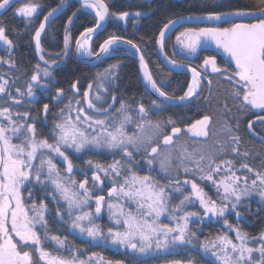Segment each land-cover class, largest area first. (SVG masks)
Here are the masks:
<instances>
[{
	"label": "snow or ice",
	"instance_id": "obj_1",
	"mask_svg": "<svg viewBox=\"0 0 264 264\" xmlns=\"http://www.w3.org/2000/svg\"><path fill=\"white\" fill-rule=\"evenodd\" d=\"M16 2L0 0V10H7ZM83 6L95 11L96 28L109 15L104 0H83ZM38 7L37 3L28 0L15 9V14L31 20ZM57 10L49 11L34 33L35 49L39 53H43L41 34L46 29V22ZM111 15L124 20L130 13ZM134 15L139 17L142 13ZM247 17L256 22L231 23L230 27H188L176 37L181 52L190 57L196 55L198 49L208 50L206 46L215 45V50H221L228 58V65H234L231 72L222 69L217 64L216 54L206 56L199 70L169 59V64L187 68L192 74L191 83L182 96H172L164 91L165 81L153 79L141 55L144 80L151 91L162 98L160 102L152 100L147 107L138 102L133 108L127 100L118 99L116 95L111 96V103L107 102L110 89L119 87L116 81L120 65L114 64L96 73L94 82L89 83L82 93L83 99H69L49 126L48 103L43 104L42 118L33 115L31 110L21 112L18 109L26 103L37 102L34 89L50 90V85L55 82L50 66L37 64L23 88L17 86L15 79L10 80L9 74L0 72V264H122V261L106 260L99 252L85 254L86 249L75 246L67 236L51 234L49 221L57 225L56 231L62 230L61 225L66 227L69 234L82 238L89 248H123L125 255L130 257L129 264H152L153 261L155 264H181L180 260L167 259L180 252L185 254L188 264H194L193 253L200 255L206 264H264V229L258 236H250L239 227L240 221L246 219L241 211L248 208L246 201L255 195L264 202V171L255 170L247 163L237 168L233 160L217 162L212 154L188 152L186 148L180 150L179 157H174L172 152L163 153L159 145L151 146L161 135L162 124L172 125L171 133L163 135L165 146L172 145L173 137L182 130L175 126L171 117L155 123L148 119L150 111L163 110L168 106L167 102H185L198 97L201 82L209 74H219L233 83L232 95L239 101L238 112L244 109L264 112V0H255L252 7L245 6L232 12H210L206 16H180L169 20L159 33V43L163 48L166 30L185 20L215 21L219 25L230 23L234 18ZM68 23H72V17ZM6 30V26L0 23V42L10 56L14 44ZM94 31V28H88L81 33L82 39L76 40L77 50L89 57L94 53L87 42ZM119 40L120 37L116 36L105 40L100 53H109L111 46ZM126 43L140 52L131 40ZM69 44L70 35L66 29L65 55ZM95 55L100 58L99 53ZM40 60L48 65L44 55H40ZM0 64L18 70L12 59L0 57ZM78 83H72L68 89L73 97L81 95ZM208 84L211 85V80ZM64 98L63 88H57L55 95L50 97L57 103ZM98 104L106 106L97 107ZM224 107L227 109L226 104ZM132 113L139 123L133 120ZM260 122L264 123V117ZM38 124L41 128H49L47 138L43 131H38ZM130 124L136 129L131 134L127 130ZM209 124L210 117L204 115L192 123L187 132L207 137ZM252 127L250 122L248 128L251 130ZM229 139L235 144L240 142L239 136H230ZM141 150L150 157L146 161L149 172L155 170L152 167L155 160L162 178L168 181L166 184L151 175L138 174L136 168L141 164L135 157ZM86 152H107L114 158L106 165L88 159L81 168L66 154L79 158ZM232 153L242 157L249 155L248 152L240 153L235 146ZM116 156L120 159H115ZM56 161L65 165L63 170ZM261 168L264 169V162ZM240 169L253 174L254 178L249 180L247 175H237ZM181 170L184 174H199L201 181L211 182L218 199L209 196L195 180H181ZM87 171L92 172L90 178ZM74 172H79L84 179L77 181ZM222 172L220 179H214ZM105 181L110 184L107 199L105 195L95 194L104 191ZM189 187L190 190L186 191ZM36 192L42 197L39 202L35 198ZM176 197L182 198L174 204L172 201ZM197 204L200 211L187 210L188 206ZM104 209L109 220L114 222V226L107 227L106 231L96 223ZM227 215H234L236 223H229ZM162 217L170 223L162 222ZM221 221L222 233L199 239L198 233L203 232L201 225ZM190 225H195V229ZM230 233H234V237ZM250 242L258 246H250ZM52 245L55 247L49 251Z\"/></svg>",
	"mask_w": 264,
	"mask_h": 264
},
{
	"label": "flooded vegetation",
	"instance_id": "obj_2",
	"mask_svg": "<svg viewBox=\"0 0 264 264\" xmlns=\"http://www.w3.org/2000/svg\"><path fill=\"white\" fill-rule=\"evenodd\" d=\"M58 1H59L58 6L55 7L56 9H58L57 12L53 15V18L48 23L45 31L41 34V47L43 49V53H39L36 51L33 37L43 17L46 14H48V12L51 11L54 7L48 9L47 11H39V7H38L37 13L34 14L31 20H26L28 18L15 14V9L19 8V5H22L23 3L28 2V0H26V2L24 0L18 3H15L11 8L5 10L2 14H0V23L6 26V29H7L6 35L8 36L9 39L13 41V44H14V47L11 51V55L9 56L6 46L3 45L2 42H0V57H3L4 59L14 60L17 65V69H18V70L10 69L8 65L0 64V72L9 74L8 78L10 80L15 79L17 86L21 88L25 86L24 82L30 79L31 75L34 72L35 66L37 64H40L41 67L50 66V71L52 72V75L55 77V82L50 85L49 91H42L41 89H34V91L36 92V97H37L36 103L34 104L26 103L25 105H23L21 108L18 109L21 112L24 110H31L33 115H38L39 117L42 118L44 115L43 104L48 103L49 109H50V111L47 114L49 126L51 125L52 120L54 119L56 114L60 111V109L64 108L65 105L68 103L69 99H73V100H75L76 98L83 99L82 93L85 90H87L88 84L94 80L95 74L99 72L101 64L108 63L109 60L115 57H129V56L122 54V52L123 53L127 52L125 49L121 47L111 48L110 52L114 49V51H117V53L120 52V54L112 56V54H109L110 52L107 53V55L103 57L101 60H99V62H97L96 65H93L95 69L94 74L92 71V74L90 76L91 80L85 83L84 69L82 67L83 62L78 60L74 56V48L76 45V40L78 39L79 35L85 29H88L94 26L97 19L95 15H93L92 13L88 11H85L93 18V24L87 28H83L84 23L82 22V19L80 18L82 17L80 16L81 11H65L71 2L78 4L81 10H82V6L74 0H63V3H65V6L60 7L61 0H58ZM8 11L13 16V19H11V22L10 20L8 22L7 20L2 18V15ZM112 11L109 8L110 15ZM227 11H233V10H227ZM227 11H221V12H227ZM73 13H75V16H73ZM69 17H72L71 24L68 23ZM239 22L251 23V22H256V21L254 18H247V19H235V20H231L230 23H221L219 25L217 24H201V25L195 24V25L181 26V28H178L177 30H175L173 34H170L166 38L164 42V51L167 54V56H169L171 59H174L177 62L188 64L191 67H197L198 70L203 63V59L206 56L216 54L218 66L221 67L222 69L226 68L228 69L229 72H231L232 69L234 68V65L232 66L228 65L227 63L228 58L222 53V51L215 50L210 45H208L206 46L208 50L198 49L197 54L190 57L187 54L181 52L180 45L177 43L176 37L181 32H183L185 28H188V27H208V26L230 27L231 23H239ZM138 26L139 25L127 24V27L125 26L124 28L123 27L117 28L118 30L113 29L114 30L113 32L126 36L128 40H131L139 48L140 47L144 48L146 45V42L140 39H137V36L134 32L135 31L134 29ZM146 26L147 25H144V27ZM66 29H67V34L70 35V44L67 49V55H65V46H64V38L66 35ZM104 29L97 32L94 36H92L88 40L87 42L88 47H90L91 51L92 49L98 47L100 42H98L99 40L98 39L96 40V38L98 34L104 31ZM48 31H53L52 39H50V36L48 37V39L46 38ZM213 50H215V52ZM141 52L143 54L144 51H141ZM40 55H44L45 60L48 61V65H45L44 62L40 60ZM53 61H56V63L53 64L52 63ZM73 68H75V73H72ZM209 72H210V69H209ZM175 73L183 75V76L181 75V77L175 76L174 78V86L176 90L178 91L177 93L182 95L186 91L187 86L190 83V76L182 72H175ZM217 76L220 79L221 78L224 79V80L222 79L223 84H222V88L220 89L222 96L224 97V101L222 102L223 104L221 107L222 111L220 110V112H222L221 115H222V120L224 122L223 127L225 128L224 137L229 139L230 136H239L240 142L239 144L234 143V146L235 147L238 146L241 149L242 153L248 152L249 147H252V148L254 147V149H260L264 151V140L261 139L262 137H264V123L260 122V118L264 117V112H261L258 109L251 110V111L244 109L242 112H238L237 106L239 105V101L237 100L235 102L233 100H230V97H229L232 95L233 85H231L230 81L220 76L219 74L207 75L206 78L201 82L199 96L192 99L190 102L184 105L185 107H188V108L197 109L198 115L194 119H187L182 124L179 123V125H175L177 127H180L182 131L178 136L173 137V142L175 141L176 138L184 137V136L186 139L188 138L191 140H207L209 138V135H210L209 127L212 123L211 121L212 119L210 115H208L207 113H204V111H201V110L203 109L207 101L205 97L209 96L212 90L217 88V85H213L214 77H217ZM183 80L185 81L184 84H183L184 82ZM208 80H211L210 86L208 84ZM77 81H79L77 86L80 89L81 95L79 97H73L72 93L68 91V89L70 88V85L72 83L77 82ZM42 82H45V81H42ZM126 83L127 85L131 87V89L130 87L128 88L127 86L124 87V89H121L120 87L114 88L115 94L122 93L125 96H129L130 99H127V100H130V101L134 99L130 103L133 107L134 106L136 107L138 102L144 104L146 101H144L145 99L141 98V95H140V99L132 98L133 96L131 95L138 92V90H136L137 89L136 87L131 86L127 81ZM57 88H63L65 90V98L61 100L59 103L50 99L51 96L55 95ZM13 92H14V89H13ZM201 95H204V100L196 104V100L199 97L201 98ZM225 104L227 105V109H225L224 107ZM204 115H208L210 117V124L206 128V131L209 133V135L207 136L208 138L204 136L197 137V136H194L192 133L187 132L188 127H190V125L194 123L196 120L202 119ZM237 120L239 121V127H237ZM250 122L253 124V127L251 130L248 128V124ZM171 128L168 129L163 135L170 134ZM229 128H231V131L228 130ZM38 131H43L45 134V138H47V133L49 131V128L47 127L41 128L40 125L38 124ZM163 135L159 138L158 142L152 146H157V145H159V147L165 146L162 143ZM66 154L69 155V158L73 160V163L75 165H79L81 168H83V164H82L83 156H80L79 157L80 159H79L77 158L76 155H73L71 153H66ZM56 162L58 164V167L61 168V170H63L65 165L59 163V161H56ZM73 175L77 181L84 179V176L80 175L79 172H74ZM87 175L89 176L88 172H87ZM89 186H91L90 181H89ZM196 207L200 211L198 204L196 205ZM247 218L249 222L251 221L253 223V226H251L250 223L247 226L244 225L242 227L239 225V227L245 232L251 233L250 228L256 229L254 232L251 233V234L256 235L260 233L262 229H264V224L262 226H256L255 228H253L258 219L259 220L262 219L264 223V216H261V217L257 216L255 217V219H253V217L252 218L247 217ZM227 219L230 221V223L234 224L235 220L233 221L232 216L227 215ZM103 222H104L103 219L101 221L97 220L98 224L102 223L100 224L101 226L106 223V222L105 223ZM220 223L210 222V223L203 224L201 227L203 229V232L198 233L199 237L210 238L211 236H213V233L218 232V230L220 231V226H221ZM48 250L51 251L52 249L49 248ZM64 254L67 255L66 253ZM193 256L195 257L194 264H206V262L202 259L200 255L193 253ZM112 260H114V262L122 261V264H129L130 257L125 255V251H124V253H118L117 256L116 255L113 256ZM174 260H180L181 264H188L187 260L185 259V254L182 252L174 254Z\"/></svg>",
	"mask_w": 264,
	"mask_h": 264
},
{
	"label": "rangeland",
	"instance_id": "obj_3",
	"mask_svg": "<svg viewBox=\"0 0 264 264\" xmlns=\"http://www.w3.org/2000/svg\"><path fill=\"white\" fill-rule=\"evenodd\" d=\"M142 1L143 2H148L149 0H142ZM173 1H176V0H173ZM25 2H26V0H25ZM32 2L33 3H37L39 5V11H45V9L42 7V5L39 2H37L36 0H32ZM104 2L109 6L111 11L114 9V11H112V13L119 14L121 12H125V9L127 7L126 4L128 5L129 0H104ZM22 5H19V7H21ZM121 7H124V8L120 12V10L118 11L117 9H120ZM82 11H86V10L82 7ZM126 11L129 12L130 15L124 20H121V19H119L117 17H114V16L110 15L108 24L113 26L114 30L117 29V28H122V27L124 28L125 26L127 27V24L138 25L139 18L147 13L145 11H140V10H126ZM136 12H140V13H142V15L139 16V17L134 15V13H136ZM204 14H207V13H204ZM26 20H29V18L26 19ZM210 24H217V23H210ZM183 26H185V25H183ZM179 28H181V26ZM52 35H53V31H48L47 35H46V38L48 39V37L50 36V39H52L53 38ZM163 49H164V45H163ZM154 50H155V46H154ZM109 54H112V56H113V55L120 54V52L117 53V51H114V49H113ZM122 54H124V53L122 52ZM109 65H114V64H111V62H108V63H105V64H101L99 72H102L104 69L108 68ZM151 69L154 71V70H158L159 67L155 66V65H152ZM94 70H93V74H94ZM152 76H153V78L155 77L154 73H153ZM154 79L157 80V81H161V80L165 81V85L167 83V79L162 78V77H158V79H156V78H154ZM222 79L223 78L220 79L218 76L214 77L215 84L216 85L218 84V86L216 88V89H218L217 92L220 93V95H221L220 101H217V102H214V103L213 102L209 103L210 102V97H211V94H210L209 99L206 101L205 106L201 110V111H204V113H207L208 115H210V117L212 119L211 120L212 123H211V125L209 127V129H210L209 138L207 137L208 138L207 140H191V139H188V138L186 139L185 136L184 137H178V138L175 139V141L173 142L172 145L159 147L160 151L163 152V153L172 152L174 157H179L180 150L182 148H186L188 152L197 151L198 153H202L204 155L212 154V155H214L216 157L217 162H219L221 160H233L237 168H239V166L241 164L247 163L248 165H250L255 170L264 171V169L261 168V163L264 162V151L263 150L254 149V147L253 148L249 147V150H248L249 155L247 157L238 156V155L232 153V148L234 147V142L224 137L225 128L223 127L224 126V122L222 120V115H221L222 112H220L222 104H223L222 102L224 101V97L222 96V93H221V90H220L222 88V84H223ZM92 82H94V80ZM116 84H118L117 81H116ZM231 85H233L232 82H231ZM112 95H116L118 97V99H119V96H120V98L122 97V94H120V95L117 94V93L115 94L114 88H112V89H110V91L108 93V101H107L108 103H111V96ZM125 97L123 98L124 100L130 99L129 96H125ZM231 98H230V100L234 101L235 98H232V99ZM198 99L196 100V104L200 103V102H202L204 100V95H201V98L199 100ZM127 101L129 103H131L130 100H127ZM150 104H151V102L149 104H147V103L145 104L144 103V105L146 107L149 106ZM102 106H106V104L105 105H100V104L97 105V107H102ZM116 106L118 107V104ZM133 108H136V107L134 106ZM160 111H150L148 119H151L154 123L155 122L164 121L162 119V117L158 115L160 113ZM130 112H131V109H130ZM90 114H92V113H90ZM132 114H133V120L136 123H139V120L135 116V114L134 113H132ZM171 127H172V125L162 124V133H161V135L159 137H157L153 141L152 145L156 144L158 142L159 138L168 129H170ZM127 130L131 134L133 131L136 130L135 129V125L134 124L128 125L127 126ZM236 147L239 148L238 146H236ZM149 149H150V147H149ZM149 149H148V151L150 152ZM239 151H240V153H242L240 148H239ZM80 156H83V160H82L83 168L85 166V162L88 159H92L93 161H96V162H99L101 164H105L106 165L108 163H111V161L114 158L112 155L108 154L107 152H101L99 154L94 153V152H86V153H84V154H82ZM135 158L137 160H139L140 164H141V167H139V168H136V166L133 165V167L136 168L138 174H140V175H151L153 178H155L161 184H166L168 182L167 180L162 178V174L160 173V170H159V164L155 160H154L153 165H152V167L155 170L152 171V172H149V166L147 165L146 161L150 157L143 150H141V152L139 154H137ZM115 159H120V156H116ZM87 172L89 173L88 177H91L92 172L91 171H87ZM221 175H223V172L221 174H219V175L214 176V179H217V180L220 179ZM237 175H241L242 177L244 175H247L249 180L254 178V175L247 173L245 169H240L237 172ZM179 178L181 180H184V179L195 180L198 184H200L201 187L204 188V191L209 196H211L213 199H218L217 193H216V189L212 185V183L208 182V181H201L199 179V174H196V175L184 174L183 171L181 170ZM89 181L91 182L90 179H89ZM89 187H91V186H89ZM108 187H110V184L108 183V181H105V184L103 185L104 191H102V192L101 191H97L95 194L96 195H105L106 196ZM188 190H190V187L188 189H186V191H188ZM35 198H36L37 202H39V200L42 199V197L40 196V194L38 192H36ZM180 198H182V197L174 198L172 203H174V204L175 203H179V199ZM106 199H107V196H106ZM246 203L248 205V208L241 209L243 214L246 216V219L245 220H241V222L239 223V225L241 227L244 226V225L247 226L249 223L251 224V226H253V223L251 221L249 222L247 217H251V218L253 217V219H255V217H257V216H259V217L264 216V202H261L260 198L258 196H255V195L252 196L251 198H249L246 201ZM49 207L52 208L53 206L50 204ZM93 207H94V205H93ZM187 210L188 211H199L197 209L196 205L195 206H191V205L188 206ZM52 214H53V216L55 215L54 210H53ZM230 216H232L233 221L235 220L234 221V224H235L236 223L235 216L234 215H230ZM102 219L104 221L103 223L106 222L104 225H102V227L104 228L105 231L107 230V227L114 226V222L110 221L109 218H108V213H107L106 209L102 210L101 218L98 219V220L101 221ZM161 220H162V222L170 223L164 217H162ZM96 223H97V221H96ZM229 223H230V221H229ZM99 224H102V223H99ZM220 225H222V221H221ZM190 226L193 229H195V227H196L195 225H190ZM49 227H50V230H51V234L60 235L61 237L67 236L68 240L71 241L75 246L79 247L82 250L86 249V253L85 254H90L91 252H99L105 257L106 260H111V261L114 262V260H112V257L117 255L118 253H124V251H125L123 248H118V247H115V246H109L108 248H95V247L94 248H89V247H87V245L85 244V242H84V240L82 238H79L77 236H73V235L69 234L67 228L64 227L63 225L60 226L61 229H62L61 231H56L57 225L55 223H53L52 221H49ZM200 227H202V225ZM223 231H224V229L220 226V231L218 230V232L213 233V236H215L217 234H220ZM249 234H250V236H258L259 233L256 234V235L255 234H251V233H249ZM230 235L234 237L235 234L234 233H230ZM199 239L200 240H204L205 238L199 237ZM250 246H258V245H252L251 242H250ZM53 247H55V245H52L50 248L52 249ZM167 259L174 260V255L173 256H169ZM41 264H42V262H41ZM152 264H155V262L153 261Z\"/></svg>",
	"mask_w": 264,
	"mask_h": 264
},
{
	"label": "trees",
	"instance_id": "obj_4",
	"mask_svg": "<svg viewBox=\"0 0 264 264\" xmlns=\"http://www.w3.org/2000/svg\"><path fill=\"white\" fill-rule=\"evenodd\" d=\"M39 2L42 7L46 10L50 8H55L58 6V0H36ZM255 3V0H149L148 2H143L142 0H129L128 5L126 4V10H140L147 12L142 17L139 18L138 27H136L134 30L137 39H140L142 41L146 42V50L143 52L145 59L147 60V63L149 65V69L153 75H155L154 78L158 79V77H162L167 79V83L165 88L163 89L166 91L169 95L172 96H179L180 94L177 93L174 86V78L175 76L181 77L182 74L175 73L167 68H165L160 62L158 61L155 50H154V43L157 36L158 31L160 28L167 23L169 20H171L174 17L184 15V14H204V13H210V12H221V11H227V10H237V9H243L245 6L252 7ZM124 7H121L120 9H117L120 12L123 10ZM111 10V9H110ZM149 10V11H148ZM65 11H81L80 17L82 19V22L84 23L83 28H87L93 24V18L86 13L85 11H82L79 8V5L71 2L70 5L66 8ZM114 11V9H113ZM2 18L11 22V19H13V16L8 12H5L2 15ZM90 19V20H89ZM144 25H147L144 27ZM113 26L107 25L103 32L97 35L96 40L98 39V42H101L109 35L113 34ZM97 42V41H96ZM108 61V60H107ZM111 64H119V71L118 76L119 79L117 80V83L121 89H124V87H130L127 85L126 81L133 87H136L138 92L135 94H132V98L140 99V95L142 99H145V104H149L153 99L147 96L143 89L140 86V82L137 77V68L136 63L134 60L130 57H116L111 60H109ZM152 65L158 66V70H152ZM84 69V79L85 83L90 81V76L92 74L91 69L92 67L83 64L82 65ZM75 73V68H73V72ZM183 76V75H182ZM184 81V80H183ZM185 81L183 82V84ZM131 89V87H130ZM218 89H214L211 92L210 102L214 103L217 101H220L221 95L217 92ZM122 94V93H120ZM119 94V95H120ZM118 95V96H119ZM125 95L122 94L121 98H124ZM120 98V96H119ZM126 98V97H125ZM134 100V99H133ZM131 100V101H133ZM162 117L164 121H167L169 117H171L175 121V125L182 124L187 119H194L198 115L197 109L188 108L185 106H167L163 110L160 111L158 114ZM263 220L258 219L255 223L254 227L256 226H262ZM250 228V232H254L256 229ZM117 256V255H116Z\"/></svg>",
	"mask_w": 264,
	"mask_h": 264
},
{
	"label": "water",
	"instance_id": "obj_5",
	"mask_svg": "<svg viewBox=\"0 0 264 264\" xmlns=\"http://www.w3.org/2000/svg\"><path fill=\"white\" fill-rule=\"evenodd\" d=\"M21 1H24V0H17L16 3L18 2H21ZM76 2H78L86 11L92 13L93 15H95V11L91 10V9H86L84 6H83V0H74ZM105 3V2H104ZM106 4V3H105ZM65 6V3L60 4V7H64ZM5 10H0V14H2ZM228 12V11H227ZM227 12H221V13H227ZM110 13V12H109ZM208 14V13H207ZM207 14H184V15H180V16H184V17H189V16H193V17H197V16H206ZM47 15V14H46ZM45 15V16H46ZM180 16H177V17H174L172 18L171 20H176L178 17ZM96 17V15H95ZM53 17L50 18L49 22L51 21ZM247 18H252V17H247ZM247 18H234L232 20H235V19H247ZM97 19V18H96ZM109 21V15L105 18L104 21L100 22L101 23V26L99 28H96V23L94 26L90 27V28H94L95 31L93 33L90 34V38L92 36H94L97 32L103 30L105 28V26L107 25ZM41 22H44V17L42 19ZM49 22H46V27L48 25ZM169 22V21H168ZM167 22V23H168ZM165 23V24H167ZM210 23H217L215 21H207V20H203V21H183V22H180L178 24H176L174 27L170 26L168 30H166V34H165V38H164V41H163V45H164V42L166 40V38L170 35V33H172L174 30H176L177 28H179L180 26H183V25H195V24H210ZM164 24V25H165ZM40 25V24H39ZM164 25L162 26V28L160 29L163 30L164 29ZM39 28V26L37 27V29ZM36 29V30H37ZM86 31V29L82 32L84 33ZM160 31L158 32V35L156 36V39H155V54H156V57L158 59V61L167 69L173 71V72H182V73H186L190 76L191 80H192V74L190 71H188L187 68H184V67H174L173 65L169 64L168 63V60L171 59L170 57L167 56V54L165 53L164 49L161 48V44L159 43V33ZM78 39H82L81 38V34L79 35ZM109 39V38H108ZM107 40V39H106ZM33 41H34V38H33ZM126 39H123V38H120V40L115 43L114 45L111 46V48L113 47H116V46H119L123 49H125L127 52L124 53L123 55H126V56H129V57H132L134 60H135V63H136V66H137V72H138V77H139V81H140V84L144 90V92L149 96L151 97L152 99L154 100H157L158 102H160L162 100V98L158 97V94H156L155 92H152L150 87L146 84V81L144 80V77H143V71L141 69V65H140V56L142 55L141 54V51L138 53L136 51L135 48H133L130 44L126 43ZM104 43V42H103ZM102 43V44H103ZM133 43V42H132ZM34 44H35V41H34ZM134 44V43H133ZM87 46H88V43H87ZM212 48L215 49V45H210ZM218 51H221V50H218ZM97 53L100 54V58H103L105 57L107 54L105 53H100V48L99 50L97 51ZM75 55L76 57L81 60L82 62L84 63H87V64H94L96 61H98L99 59L97 58V56L94 54L92 55L91 57L85 55V54H82L81 51H78L77 50V45H75ZM166 56H167V59H166ZM146 62V61H145ZM147 63V62H146ZM178 64H181V63H178ZM184 65V64H182ZM190 67V66H189ZM149 69V67H148ZM150 71V70H149ZM191 83V81H190ZM184 94V93H183ZM182 94V95H183ZM180 95V96H182ZM176 97H179V96H176ZM189 101H185V102H181L179 100H175V101H170V102H167L168 103V106H184L188 103ZM200 209V208H199Z\"/></svg>",
	"mask_w": 264,
	"mask_h": 264
},
{
	"label": "bare ground",
	"instance_id": "obj_6",
	"mask_svg": "<svg viewBox=\"0 0 264 264\" xmlns=\"http://www.w3.org/2000/svg\"><path fill=\"white\" fill-rule=\"evenodd\" d=\"M86 8V7H85ZM87 9V8H86ZM88 9H91V8H88ZM91 10H93V9H91ZM94 11V10H93ZM233 11H235V10H233ZM228 12H232V11H228ZM219 13H221V12H219ZM109 16H110V13H109ZM162 28V27H161ZM160 28V29H161ZM160 31V30H159ZM158 31V32H159ZM175 32V30L172 32V33H170V34H173ZM157 35H158V33H157ZM112 36H116V37H120V38H123V39H126V40H128V38L126 37V36H124V35H122V34H119V33H113V34H111V35H109L108 37H106L104 40H102L100 43H99V45H98V47L97 48H94V49H92V52L94 53V54H96L97 53V51L99 50V48H100V46L102 45V43L106 40V39H108V38H110V37H112ZM116 47H119V46H116ZM140 49V51H145L146 50V48L144 47V48H139ZM141 54H142V52H141ZM143 55V54H142ZM74 56L76 57V55H75V48H74ZM144 56V55H143ZM169 57V56H168ZM77 58V57H76ZM78 59V58H77ZM102 58H100L99 60H101ZM144 59H145V57H144ZM79 60V59H78ZM99 60L98 61H96L94 64H87V63H84L83 62V64H86V65H88V66H90V67H92L93 69H91V72L94 70V67H93V65H96L97 64V62H99ZM81 61V60H80ZM145 61L147 62V60L145 59ZM178 63H181V62H178ZM148 64V63H147ZM181 64H184V63H181ZM184 65H187V66H190V65H188V64H184ZM148 67H149V65H148ZM191 67V66H190ZM136 68H137V66H136ZM150 70V69H149ZM151 72V71H150ZM152 74V73H151ZM137 77H138V72H137ZM154 79V78H153ZM138 80H139V77H138ZM190 81H191V78H190ZM140 82V81H139ZM213 85H216L215 84V81H213ZM217 86H218V84H217ZM200 88H201V85H200ZM148 96V95H147ZM180 96V95H179ZM210 96V95H209ZM209 96H207V97H205V99L206 100H208L209 99ZM149 97V96H148ZM234 98L233 97V95H231L230 96V98ZM151 98V97H150ZM231 98V99H232ZM152 99V98H151ZM194 99V98H193ZM199 99H200V97H199ZM154 100V99H153ZM235 102L237 101L236 99L234 100ZM217 110V109H216ZM218 111V110H217ZM221 116V115H220Z\"/></svg>",
	"mask_w": 264,
	"mask_h": 264
}]
</instances>
